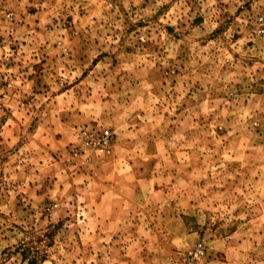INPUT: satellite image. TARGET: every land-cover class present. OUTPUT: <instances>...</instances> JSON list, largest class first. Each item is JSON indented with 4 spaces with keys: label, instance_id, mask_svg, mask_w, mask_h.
Here are the masks:
<instances>
[{
    "label": "rangeland",
    "instance_id": "rangeland-1",
    "mask_svg": "<svg viewBox=\"0 0 264 264\" xmlns=\"http://www.w3.org/2000/svg\"><path fill=\"white\" fill-rule=\"evenodd\" d=\"M199 241L264 264V0H0V264Z\"/></svg>",
    "mask_w": 264,
    "mask_h": 264
},
{
    "label": "built area",
    "instance_id": "built-area-1",
    "mask_svg": "<svg viewBox=\"0 0 264 264\" xmlns=\"http://www.w3.org/2000/svg\"><path fill=\"white\" fill-rule=\"evenodd\" d=\"M83 145L92 146L98 152L104 153L110 146L111 136L108 129L100 131L99 135L91 136L87 133L86 130H83L82 133ZM204 244L202 241L197 242L194 248L189 251V262L188 264H195V262L204 256Z\"/></svg>",
    "mask_w": 264,
    "mask_h": 264
},
{
    "label": "crops",
    "instance_id": "crops-1",
    "mask_svg": "<svg viewBox=\"0 0 264 264\" xmlns=\"http://www.w3.org/2000/svg\"><path fill=\"white\" fill-rule=\"evenodd\" d=\"M108 192V190H105L104 191V194H106ZM135 194H137V193H135ZM115 197L117 196V195H114ZM122 196V195H121ZM117 198H118V196H117ZM135 199V198H134ZM135 218V217H134ZM139 219V218H138ZM139 221V220H138ZM138 221H136L135 223L137 224V223H139ZM144 238H138L137 239V241H133L131 244H138V245H140V246H142V245H144L145 246V244H144Z\"/></svg>",
    "mask_w": 264,
    "mask_h": 264
},
{
    "label": "trees",
    "instance_id": "trees-1",
    "mask_svg": "<svg viewBox=\"0 0 264 264\" xmlns=\"http://www.w3.org/2000/svg\"><path fill=\"white\" fill-rule=\"evenodd\" d=\"M29 264H30V262H29Z\"/></svg>",
    "mask_w": 264,
    "mask_h": 264
}]
</instances>
